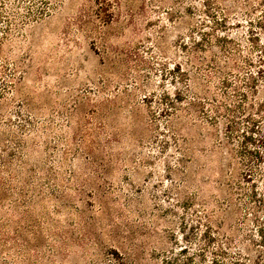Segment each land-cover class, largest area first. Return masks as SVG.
<instances>
[{
	"label": "rangeland",
	"instance_id": "374dc122",
	"mask_svg": "<svg viewBox=\"0 0 264 264\" xmlns=\"http://www.w3.org/2000/svg\"><path fill=\"white\" fill-rule=\"evenodd\" d=\"M262 138L264 0H0V264H264Z\"/></svg>",
	"mask_w": 264,
	"mask_h": 264
},
{
	"label": "trees",
	"instance_id": "16d2710c",
	"mask_svg": "<svg viewBox=\"0 0 264 264\" xmlns=\"http://www.w3.org/2000/svg\"><path fill=\"white\" fill-rule=\"evenodd\" d=\"M258 143H261V145H263L264 144V138H262V140H259ZM263 147H264V145H263ZM249 154L251 156H253L256 160H258V162H264V151L263 152H255V153L249 152ZM7 166H9V162L7 163ZM214 261H217V260H213V263H214ZM234 263H232V264H234Z\"/></svg>",
	"mask_w": 264,
	"mask_h": 264
}]
</instances>
